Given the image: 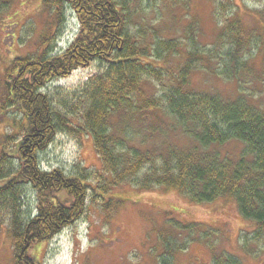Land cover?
I'll use <instances>...</instances> for the list:
<instances>
[{
  "label": "trees",
  "instance_id": "16d2710c",
  "mask_svg": "<svg viewBox=\"0 0 264 264\" xmlns=\"http://www.w3.org/2000/svg\"><path fill=\"white\" fill-rule=\"evenodd\" d=\"M11 1L0 0V14ZM135 5H140L138 0H42L49 35L41 38V50L14 58L0 75V113L4 129L10 130L0 142V230L11 240L14 264H36L31 249L54 238L84 212L88 178L40 167L39 154L66 131L92 139L106 174L98 180L102 189L162 188L194 204L228 198L242 218L255 225L245 240L264 236V111L240 98L197 92L189 81L200 69L237 85L243 78L258 79L249 68L257 36L239 33L241 22L226 18L217 25L215 44L226 38L229 51L219 57L218 67L210 68L214 50L204 51L191 31L182 43L132 29ZM66 10L76 17L77 35L64 52L50 55L47 44L64 24ZM260 50L258 45L254 58ZM96 62L105 67L87 81L76 105L59 109L42 92L54 79ZM260 70L263 74L264 54ZM13 112L17 117L9 118ZM169 137L187 144L168 142ZM229 142L241 145L238 158L213 151ZM28 186L35 191L37 214L24 218L22 199ZM198 227L179 231L196 232ZM166 244L164 252H173ZM213 263L234 264L230 259Z\"/></svg>",
  "mask_w": 264,
  "mask_h": 264
},
{
  "label": "rangeland",
  "instance_id": "374dc122",
  "mask_svg": "<svg viewBox=\"0 0 264 264\" xmlns=\"http://www.w3.org/2000/svg\"><path fill=\"white\" fill-rule=\"evenodd\" d=\"M138 3L140 5L132 9L137 12L132 19V29H147L148 37L153 33L158 39L175 38L180 42L185 41L191 31L204 51L214 50V63L210 68L218 67L219 57L230 47L226 38L219 37L221 44H215L220 31L217 25L224 24L226 18H237L241 22L239 33L246 31L257 36L249 68L255 70L258 79L243 78L242 84L237 85L200 69L190 75V87L227 100L240 98L264 111V73L260 70L264 54V0H174L169 4L160 0H138ZM41 6L42 0H12L8 10L0 14V75L14 58L41 50V38L49 35V18L41 11ZM78 28L75 15L66 10L64 24L56 28L47 44L50 55L64 52ZM257 44L261 45V50L254 58ZM103 67V63L96 62L77 69L49 82L42 92L59 109L76 105L84 85ZM2 91L0 88L1 106ZM13 113L9 118L17 117V113ZM5 121L0 113V142L2 134L10 131L4 129ZM166 140L179 146L187 144L186 140L176 137ZM215 149L223 157L238 158L242 148L240 144L229 142L213 151ZM39 161L43 171L58 169L67 176L85 175L88 191L82 216L51 240L31 249L30 256L36 264H214V260L225 259L234 264H264V236L260 240H245V233H252L255 225L242 218L231 199L194 204L179 192L162 188L143 192L130 185H107L106 190L102 189L98 180L102 182L106 174L92 139L87 135L79 139L67 131L58 134L39 154ZM22 204L24 218L36 216L37 198L29 186L24 189ZM196 225L199 226L196 232L179 231V228ZM200 233L208 236L201 237ZM166 242L173 252H164ZM13 259L11 240L2 229L0 264H14Z\"/></svg>",
  "mask_w": 264,
  "mask_h": 264
}]
</instances>
